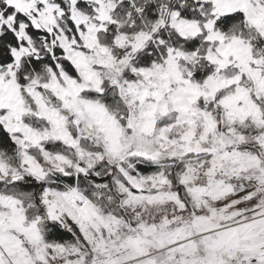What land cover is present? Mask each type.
<instances>
[{
    "label": "snow or ice",
    "instance_id": "snow-or-ice-1",
    "mask_svg": "<svg viewBox=\"0 0 264 264\" xmlns=\"http://www.w3.org/2000/svg\"><path fill=\"white\" fill-rule=\"evenodd\" d=\"M230 197L192 264H264V0H0V264H122Z\"/></svg>",
    "mask_w": 264,
    "mask_h": 264
},
{
    "label": "rangeland",
    "instance_id": "rangeland-1",
    "mask_svg": "<svg viewBox=\"0 0 264 264\" xmlns=\"http://www.w3.org/2000/svg\"><path fill=\"white\" fill-rule=\"evenodd\" d=\"M237 198L230 197L219 204L210 202L211 213L204 209L198 213L195 210L180 212L174 204L153 207L145 221L149 225L155 224L157 230L146 236L141 233L142 239L151 243L138 246L144 250L143 255L131 248L122 249L121 256L127 257L122 264H192L194 258L203 256L202 241L219 239L221 234H228L250 222L252 213L242 211L245 205L229 207L230 200ZM134 219L131 218L129 224ZM126 235L135 236L136 233Z\"/></svg>",
    "mask_w": 264,
    "mask_h": 264
}]
</instances>
